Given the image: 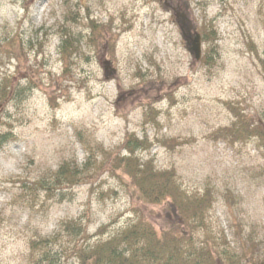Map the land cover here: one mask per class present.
Wrapping results in <instances>:
<instances>
[{
	"label": "rangeland",
	"instance_id": "rangeland-1",
	"mask_svg": "<svg viewBox=\"0 0 264 264\" xmlns=\"http://www.w3.org/2000/svg\"><path fill=\"white\" fill-rule=\"evenodd\" d=\"M0 48V264H75L63 249L121 232L133 200L93 169L132 134L185 192L211 190L189 227L141 207L158 231L264 264V152L227 132L230 106L264 124V0H0ZM64 165L80 178L59 190Z\"/></svg>",
	"mask_w": 264,
	"mask_h": 264
},
{
	"label": "trees",
	"instance_id": "trees-1",
	"mask_svg": "<svg viewBox=\"0 0 264 264\" xmlns=\"http://www.w3.org/2000/svg\"><path fill=\"white\" fill-rule=\"evenodd\" d=\"M203 34L202 32V38L206 37L207 34ZM73 49L72 45L64 43L63 58L67 54L71 60L75 54L72 52ZM6 83L5 78L0 80V101L7 94ZM30 84L36 85L33 82ZM9 98L10 96H8ZM230 109L236 117L234 123L231 122L227 129V132L231 133V142L250 139L258 144L260 150L264 152V124L243 114L242 110L234 106H230ZM5 136L6 134H0V142ZM148 147L147 141L139 140L132 134L125 137L120 147L121 152L119 151L117 156L112 152L101 153L102 160L93 169L94 173L104 171L115 178L133 200L132 209L136 214L117 235L104 238L102 234L103 232L107 233V228L100 227L96 232L99 239L96 238L94 243L88 241L86 244L81 245L80 243L73 246L70 252L73 253L71 256L66 252V250L69 251L68 248L63 249L65 258L75 259V264H217L218 261L223 262L226 258L225 264H231L233 256L225 255L223 251L219 250L217 244L207 238L195 243L193 233H189V231L186 235L184 232L181 233L179 237L170 231L172 228L160 226V231H158L150 219L151 215L147 217L149 214H144L141 207L151 214L152 210L149 206L165 203L177 218L182 219L181 224L184 227H189L192 224V219L198 220L200 217L201 221L204 220L202 217L204 210L208 208L209 199L212 198V194L209 192L211 190L208 189L198 196L188 194L177 185L173 171L158 170L154 167L152 160H144L138 156V150ZM56 178L55 181L59 183L58 189L62 190L67 189V183L72 187L76 184V178L79 180L80 177L79 174H73L68 166L64 165ZM179 224L172 222L174 227ZM190 228L193 227L190 226ZM180 237L182 238L180 239ZM242 239L243 241L248 240L249 246L256 244L248 236H243ZM251 248L253 249V247ZM243 250L245 263L258 264L254 253L247 254L246 249ZM61 257L64 258L60 251L54 252V256L48 259L55 260V263H61L63 261Z\"/></svg>",
	"mask_w": 264,
	"mask_h": 264
},
{
	"label": "water",
	"instance_id": "water-1",
	"mask_svg": "<svg viewBox=\"0 0 264 264\" xmlns=\"http://www.w3.org/2000/svg\"><path fill=\"white\" fill-rule=\"evenodd\" d=\"M190 52L194 54L196 60L200 59L201 48H200V36L198 34L195 35V40L193 42Z\"/></svg>",
	"mask_w": 264,
	"mask_h": 264
}]
</instances>
